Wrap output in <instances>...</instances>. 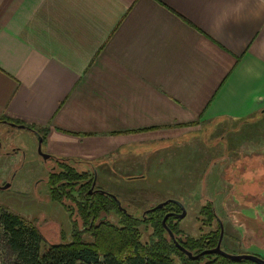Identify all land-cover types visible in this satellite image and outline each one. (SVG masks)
<instances>
[{
	"label": "crops",
	"instance_id": "crops-1",
	"mask_svg": "<svg viewBox=\"0 0 264 264\" xmlns=\"http://www.w3.org/2000/svg\"><path fill=\"white\" fill-rule=\"evenodd\" d=\"M1 118L109 190L152 188L174 140L264 120V0H0Z\"/></svg>",
	"mask_w": 264,
	"mask_h": 264
},
{
	"label": "rangeland",
	"instance_id": "rangeland-1",
	"mask_svg": "<svg viewBox=\"0 0 264 264\" xmlns=\"http://www.w3.org/2000/svg\"><path fill=\"white\" fill-rule=\"evenodd\" d=\"M248 124H228L240 126L238 130L224 135L228 144L221 142L222 135L218 134L209 137L207 141L198 136L187 147L183 138L174 140L167 150L165 161L159 167L150 166L149 173H154L146 176L145 182L150 183L152 188L144 184L143 179L123 178L125 183L139 188L111 183L110 191L117 196L125 213L137 217L163 201L172 199L179 202L185 210V216L178 219V229L182 237L193 239L216 229V221L208 225L201 215V210L208 203H214L216 217L222 221V250L232 255H255L264 260V202L258 200L254 204L262 205L263 210L259 211L258 206H252L251 199L248 201L242 197L257 190L264 177V155H258L262 151L260 148H264V120ZM37 137L31 131L0 124V185L7 188L10 186L0 191V215L10 213L24 219L30 224L29 227L37 228L44 239L37 246L42 254L44 243L58 244L62 240L68 243L74 227L73 222L77 223V231H81L82 223L75 211L76 207H72L68 199L63 202L66 208L51 199L47 179L50 173L59 172V167L51 170L53 161L45 162L39 155ZM161 146L155 145L154 151ZM140 148L143 149L139 146L136 152ZM14 149L16 152L18 150L16 155L5 156V153H11ZM44 151L46 147L42 145L41 152L45 153ZM161 153L167 155L165 151H157L152 160H147L148 165L152 162L155 165ZM60 162H66L72 167L74 165L77 172L88 169L81 167L76 161L61 158ZM100 185L103 186V183L98 180L97 186ZM233 193L237 202L244 207L239 208L237 202L232 200L226 208L221 209L220 205L226 203L228 196ZM220 209L226 212H219ZM69 210L72 212L71 216ZM253 213L263 217L257 220L256 215L255 220ZM111 216V222L115 223L116 215L112 213ZM139 232L141 243L144 244L149 241L152 228L141 224ZM83 237L86 243H92V239L86 238L87 235ZM128 252L122 255L123 258ZM0 264H18L1 225Z\"/></svg>",
	"mask_w": 264,
	"mask_h": 264
},
{
	"label": "trees",
	"instance_id": "trees-1",
	"mask_svg": "<svg viewBox=\"0 0 264 264\" xmlns=\"http://www.w3.org/2000/svg\"><path fill=\"white\" fill-rule=\"evenodd\" d=\"M27 126L40 134L45 132L40 127ZM58 170L48 176L49 195L54 202L65 208L67 206L63 202L66 199L75 204L82 229L77 231V223L73 222L68 243L63 240L58 244L44 243L40 254L37 246L44 239L37 228L29 227L30 224L18 216L1 214L3 234L18 264H255L247 260L230 261L217 255H203L197 260H190L176 248L161 224L168 212L180 213L177 205L169 203L162 209L137 217L121 211L117 202L107 195H89L91 182H84L88 180L89 172L79 173L66 163L59 164ZM112 213L117 218L115 223L110 220ZM201 215L208 225L215 220L211 205H206ZM141 224L152 228V235L144 244L141 243L139 232ZM166 224L175 238L180 240V245L193 255L213 249L220 235V227L217 226L214 231L197 239L182 237L177 218L170 217ZM83 235L92 239V243H86ZM127 252L129 254L123 258L122 255Z\"/></svg>",
	"mask_w": 264,
	"mask_h": 264
},
{
	"label": "flooded vegetation",
	"instance_id": "flooded-vegetation-1",
	"mask_svg": "<svg viewBox=\"0 0 264 264\" xmlns=\"http://www.w3.org/2000/svg\"><path fill=\"white\" fill-rule=\"evenodd\" d=\"M0 124H5V125H9V126H13V127H17L18 128V126H23L24 127V129H22V130H28V131H31L32 133H34V134H36L38 137V144H37V151H38V153H39V155L42 157V159L46 162L47 160H52L53 161V167H51V170H54V169H57L58 167H59V164H64V163H66V162H60V159L61 158H58V157H55V156H53V155H50V154H48L46 151H44L45 153H42L41 152V146L42 145H44V142H45V136H43V134H40V133H38V132H36V131H34V129H31V128H29L28 126H27V124H25V123H21V122H19V123H16V121H13V120H10V119H7V118H1L0 119ZM20 129V128H19ZM40 140V141H39ZM39 142H40V149L38 148L39 147ZM17 152H18V150H17ZM17 152H16V149H14V151H12L11 153H5V156H10V155H16L17 154ZM264 152V151H263ZM263 152H261L260 151V153H258V155H264V154H262ZM45 155H47L48 156V158L47 159H44V156ZM64 159V158H63ZM64 160H67V159H64ZM68 160H70V161H75V160H72V159H68ZM231 160H234V158H232ZM76 162H78V161H76ZM67 164V163H66ZM73 164V163H72ZM78 164H80V162H78ZM70 165V164H69ZM107 166V165H106ZM81 167H86V166H82L81 165ZM73 168L75 169V166L73 165ZM88 168V167H87ZM99 168H101V167H99ZM96 167L95 168H93V167H91V169L90 168H88L87 170H85V171H82V172H89L90 173V176L88 177V180H85L84 182H87V181H89V182H91V184H90V189H89V191H88V193H89V195H93V194H96V193H100V194H103V195H107V196H109V197H111V196H114V197H116L117 198V196H115L107 187H105L104 186V184H103V186L102 185H100V186H97V181L98 180H100L99 179V175L97 176V174H96ZM82 172H79V173H82ZM98 174H99V170H98ZM50 175V174H49ZM107 179V181L109 182V177H107L106 178ZM48 180V179H47ZM4 184V183H3ZM92 185H93V187H92ZM4 185H0V191L1 190H5V189H8L6 186H4ZM6 187V188H5ZM47 187H48V185H47ZM4 188V189H3ZM76 189H77V186H76ZM218 194V193H217ZM236 196H234V193L232 194V195H230V196H228V198H227V200H226V203H224V204H221L220 205V208L222 209V208H226L227 207V205L229 204V203H231L232 202V200H233V202L235 201V202H237V200H236V198H235ZM241 197V196H240ZM242 197H244L245 199H251L250 201H251V203H252V206L254 207V206H258V205H254L255 203H257L258 202V200H261V201H263L264 202V177H263V179H262V183L260 184V185H258L257 186V190H255V191H252V192H249L248 194H245V195H242ZM112 198V197H111ZM216 198H218V195H217V197ZM226 198V197H225ZM231 199V201H229L228 202V199ZM258 198V199H257ZM116 201V200H115ZM249 201V200H248ZM69 202H70V204H71V206L72 207H76L75 206V204H73L70 200H69ZM237 204H238V206H239V208H243L244 206H242V205H240V202H237ZM118 205V204H117ZM207 205H211V207H212V210H213V213H214V221H216V224H217V226H219V227H221L222 226V224H221V220L220 219H218L217 217H216V212H215V206H214V204L213 203H208ZM62 207H63V205H62ZM259 207V211H261V209H262V205H259L258 206ZM246 208V207H245ZM119 209H121V211H123V209L121 208V205L119 206ZM220 209V211L219 212H226V211H222ZM249 209V208H248ZM263 210V209H262ZM124 213H125V211H123ZM181 212V211H180ZM146 213V212H145ZM168 213H174V214H179L178 212H173V211H171V212H168ZM167 213V214H168ZM257 213V212H256ZM256 213H253L255 216L253 217V218H255V220H256ZM143 214V213H142ZM251 214V213H250ZM261 215V214H260ZM258 216V215H257ZM170 217H172V216H170ZM169 217V218H170ZM251 217V216H250ZM249 217V218H250ZM263 216L261 215V217L260 216H258L257 217V220L259 219L260 220V218H262ZM110 218L112 219V216L110 215ZM172 218H175L176 219V217H172ZM252 218V219H253ZM168 219V218H167ZM252 219H250V221H252ZM167 221V220H166ZM253 222V221H252ZM208 223V222H207ZM186 237V236H185ZM176 240H178V242H180V240L179 239H176ZM180 244V243H179ZM208 250H210V249H208ZM206 251V250H205Z\"/></svg>",
	"mask_w": 264,
	"mask_h": 264
},
{
	"label": "water",
	"instance_id": "water-1",
	"mask_svg": "<svg viewBox=\"0 0 264 264\" xmlns=\"http://www.w3.org/2000/svg\"><path fill=\"white\" fill-rule=\"evenodd\" d=\"M18 128L24 129L23 126H18ZM38 148L40 149V142H39V147ZM47 158H48V156L45 155L44 156V159H47ZM92 187H93V185H92ZM111 197L114 200H116L118 206H120V202L118 201V199L116 197H114V196H111ZM169 203H173V204L177 205L179 207V209H180L181 212L179 214H174V213H168V214H166L163 217L162 221H161L162 227L166 231V233L168 234L169 238L173 241V243L176 246V248L180 252H182L188 259H190V260H197L199 257H201L203 255H217V256H221V257H223L225 259H228L230 261L240 262V261H243V260H247V261H251V262H253L255 264H264V260L261 259L258 256H255V255H250V254H237V255H232V254H228L225 251H223L222 248H221V240H222V235H223V228H222V226L220 227V235H219V239H218V242H217L216 246L213 249L203 251V252H201V253H199L197 255H193L191 252L187 251L186 249H184L179 244V242H178V240H176L173 232L165 225V222H166L167 218L170 217V216L176 217L177 219H182L185 216V210H184L183 206L179 202H177L175 200H172V199H169V200L163 201V202L157 204L156 206L152 207L151 209H149L148 211H146V213L147 212H153V211L162 209V208H164Z\"/></svg>",
	"mask_w": 264,
	"mask_h": 264
}]
</instances>
